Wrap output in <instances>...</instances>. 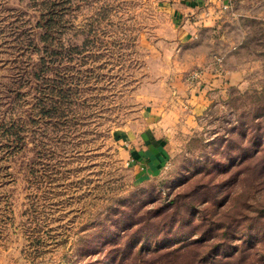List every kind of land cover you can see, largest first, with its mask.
Returning a JSON list of instances; mask_svg holds the SVG:
<instances>
[{
  "label": "rangeland",
  "instance_id": "rangeland-1",
  "mask_svg": "<svg viewBox=\"0 0 264 264\" xmlns=\"http://www.w3.org/2000/svg\"><path fill=\"white\" fill-rule=\"evenodd\" d=\"M224 6L195 56L157 0H0V264H264V0Z\"/></svg>",
  "mask_w": 264,
  "mask_h": 264
},
{
  "label": "crops",
  "instance_id": "crops-1",
  "mask_svg": "<svg viewBox=\"0 0 264 264\" xmlns=\"http://www.w3.org/2000/svg\"><path fill=\"white\" fill-rule=\"evenodd\" d=\"M160 10L167 20L168 25L172 30V38L177 47L176 54L181 55H195L201 51L200 40L203 38V31L207 25L206 16L214 17L212 15L215 6H223L228 3L229 0H157ZM205 19V20H204ZM205 26L203 27V23ZM205 45V43H204ZM209 45V44H208ZM209 54V52H208ZM205 63L201 68L205 69L209 65V58L204 62L199 59L189 60L186 64L188 70L194 69ZM208 70V69H207ZM217 77V76H215ZM212 77L207 75L202 79V84H210L211 81H215L213 85H217L216 80H212ZM186 80V79H185ZM182 75L175 76L174 85L178 91L170 102L182 106L185 102L190 106V111L197 112L200 109H204L206 106V100L203 95L199 96L198 91L195 89V85L190 83L188 80L185 81ZM205 85V84H203ZM174 92V93H175ZM204 105V106H203ZM154 108V107H153ZM184 112V111H182ZM183 116V114H182ZM157 120L158 117H152ZM161 120V118H160ZM167 135V134H166ZM146 142L149 140L146 139Z\"/></svg>",
  "mask_w": 264,
  "mask_h": 264
},
{
  "label": "built area",
  "instance_id": "built-area-1",
  "mask_svg": "<svg viewBox=\"0 0 264 264\" xmlns=\"http://www.w3.org/2000/svg\"><path fill=\"white\" fill-rule=\"evenodd\" d=\"M233 1L235 0H229L228 3L225 4L224 8L228 9V7L233 3Z\"/></svg>",
  "mask_w": 264,
  "mask_h": 264
}]
</instances>
